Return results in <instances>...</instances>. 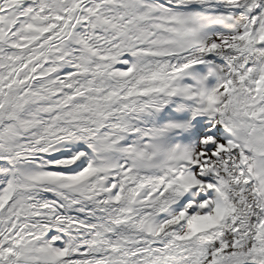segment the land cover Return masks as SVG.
<instances>
[{"label":"snow or ice","instance_id":"obj_1","mask_svg":"<svg viewBox=\"0 0 264 264\" xmlns=\"http://www.w3.org/2000/svg\"><path fill=\"white\" fill-rule=\"evenodd\" d=\"M0 264H264V0H0Z\"/></svg>","mask_w":264,"mask_h":264}]
</instances>
